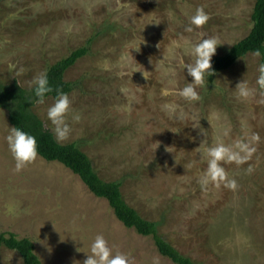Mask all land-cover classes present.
<instances>
[{"label":"rangeland","instance_id":"obj_1","mask_svg":"<svg viewBox=\"0 0 264 264\" xmlns=\"http://www.w3.org/2000/svg\"><path fill=\"white\" fill-rule=\"evenodd\" d=\"M254 2L0 0V82L29 89L49 65L88 45L64 71L73 84L67 92L72 131L59 143L75 142L101 179L121 181L125 201L195 264H264V94L256 84L261 56L248 52L218 71L211 85L197 87V101L178 94L192 81L184 70L194 62L191 44L215 36L220 45L213 57L224 54L250 30ZM198 7L209 19L187 32ZM242 80L257 89L248 99L237 96ZM54 99L32 107L51 132L47 109ZM169 103L179 106L176 114L164 110ZM73 112L80 114L78 122ZM9 127L0 108V232L29 237L44 264H83L97 234L134 264H175L151 237L125 227L107 201L62 163L38 155L17 172L6 141ZM218 142L247 145L241 163L220 162L237 180L236 190L223 182L206 189L199 183L208 168L207 148ZM0 264L25 263L2 245Z\"/></svg>","mask_w":264,"mask_h":264},{"label":"trees","instance_id":"obj_2","mask_svg":"<svg viewBox=\"0 0 264 264\" xmlns=\"http://www.w3.org/2000/svg\"><path fill=\"white\" fill-rule=\"evenodd\" d=\"M90 40L91 38L87 42L90 43ZM257 48L261 50V62L264 63V0L254 2L248 33L232 44L224 54L212 58L215 74L229 68L238 58L248 52H254ZM87 52L88 45L78 47L46 68L50 84L54 89L59 87L64 92L71 91L73 84L64 79V71ZM214 75L208 78L207 85H211ZM33 87L25 89L15 81L10 84L0 82V108L7 111L11 125L34 135L42 158L47 161H58L77 174L95 196L107 201L116 218L125 227L133 228L140 235L151 237L162 256L175 264H195L159 233L156 222L142 217L125 201L121 193V181L101 179L90 158L75 142L61 144L54 134L45 128L43 121L32 110L36 102ZM47 96L55 98L56 92L53 91ZM2 245L17 251L25 264H44L35 253L34 244L29 237H18L11 231L0 232V247Z\"/></svg>","mask_w":264,"mask_h":264},{"label":"clouds","instance_id":"obj_3","mask_svg":"<svg viewBox=\"0 0 264 264\" xmlns=\"http://www.w3.org/2000/svg\"><path fill=\"white\" fill-rule=\"evenodd\" d=\"M209 19L208 13L203 7H198L195 14L190 17V25L185 31L192 32L193 27L203 26ZM220 45L218 37H206L198 42L191 44L190 54L194 57V62L185 66L189 76L192 77L191 82H187L183 88L179 90V95L187 101H197L201 97L197 92V87H207L208 78L215 74L212 67V58L216 54L217 47ZM253 55L261 56V50L257 48ZM173 75L175 69L169 70ZM259 76L256 79L261 94H264V63L258 67ZM33 92L37 103L43 104L46 96L55 91L56 97L54 103L47 109V118L51 122L52 132L58 142L69 138L71 134V126L67 122V117L70 113L72 101L67 92L61 88H53L50 84L48 71L44 70L36 75L32 81ZM237 96L241 99H248L256 94L257 89L249 87L247 81L242 80L236 87ZM178 105L165 104L163 106L169 114H176ZM179 118H182V114ZM81 116L79 113H72V120L79 121ZM202 132V131H201ZM229 130L225 129L223 135H228ZM6 141L10 153L15 160V170L21 171L27 164L35 161L39 155L37 139L34 135L23 129L13 126L9 127V132L6 136ZM247 149V145L243 142H237L235 146H226L223 143H216L215 146L207 148L208 168L200 177L199 183L202 189H206L209 183H224V186L236 190L238 182L235 178H229L225 168L221 165V161L230 160L236 163H241L243 157L241 152ZM251 151V149H248ZM191 165H189L190 167ZM251 171V169H249ZM91 254H87V258L83 264H134V259L130 254L125 252H114L108 240L103 234H97L90 245ZM76 264H80L79 261ZM154 264H158V260H154Z\"/></svg>","mask_w":264,"mask_h":264},{"label":"crops","instance_id":"obj_4","mask_svg":"<svg viewBox=\"0 0 264 264\" xmlns=\"http://www.w3.org/2000/svg\"><path fill=\"white\" fill-rule=\"evenodd\" d=\"M59 60V59H58ZM56 62V61H55Z\"/></svg>","mask_w":264,"mask_h":264}]
</instances>
